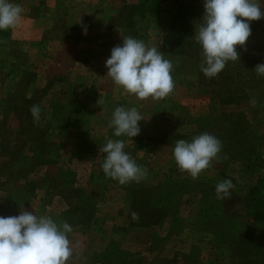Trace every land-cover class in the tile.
<instances>
[{
  "label": "rangeland",
  "instance_id": "1",
  "mask_svg": "<svg viewBox=\"0 0 264 264\" xmlns=\"http://www.w3.org/2000/svg\"><path fill=\"white\" fill-rule=\"evenodd\" d=\"M11 1L29 5L35 21L47 2ZM56 1L57 13L43 23L45 44L31 47L43 57L50 39L95 26L98 11L107 22L73 38H80L81 59L94 62L53 100L38 85L36 69L44 61L31 55L20 64L15 49L0 45V215L26 210L71 225L67 264H264V76L260 81L255 71L264 59V18L250 22L239 59L208 78L194 38L203 0H105L81 23L75 15L82 0ZM128 36L172 61L175 86L166 97L139 99L107 75L111 49ZM120 106L143 116L138 136H114L109 121ZM202 133L217 137L222 148L193 178L177 167L173 148ZM109 139L125 142L146 178L120 184L104 174L99 148ZM224 179L234 187L217 199Z\"/></svg>",
  "mask_w": 264,
  "mask_h": 264
},
{
  "label": "clouds",
  "instance_id": "2",
  "mask_svg": "<svg viewBox=\"0 0 264 264\" xmlns=\"http://www.w3.org/2000/svg\"><path fill=\"white\" fill-rule=\"evenodd\" d=\"M204 15L194 38L202 49L201 72L208 78L217 76L227 62L239 59L237 46L243 47L251 36V21L264 18V0H203ZM23 8L11 0H0V31L19 26ZM85 29V34H86ZM107 75L129 94L139 99H159L174 89L171 75L173 63L157 47L131 36L123 37L122 44L111 49L105 61ZM258 76H264V64L255 67ZM34 122L39 123L41 109H30ZM144 120L136 107H116L109 126L114 136L134 138L140 134ZM220 140L212 134L202 133L191 141L175 142L173 157L177 167L193 178L210 166L221 152ZM104 154L102 171L120 184L140 182L147 176L142 168L125 151V142L109 139L99 148ZM234 187L231 179L216 185V198L225 199ZM133 219L138 214L132 213ZM72 226L58 224L49 216H37L32 211L21 210L16 216L0 215V264H67L73 256L69 240Z\"/></svg>",
  "mask_w": 264,
  "mask_h": 264
},
{
  "label": "crops",
  "instance_id": "3",
  "mask_svg": "<svg viewBox=\"0 0 264 264\" xmlns=\"http://www.w3.org/2000/svg\"><path fill=\"white\" fill-rule=\"evenodd\" d=\"M82 1L83 2L79 4L77 13L75 15V16L78 15L77 18L78 23H81V19L83 17L92 15L94 10H97L98 7L104 4L105 2V0H82ZM56 2H57L56 0H47L45 12L43 13V16L40 17V19L37 18V21H35L33 18L30 17L29 5H25L24 3L13 2L19 4L23 8V18L20 22L21 28L18 29V27H16L15 29H13L12 31L13 33L9 37H0V45H3L6 48L12 47L13 49L16 50L15 52L17 54L21 55L22 60L19 61L20 64H25V63L27 64L29 60V56L31 55H35V57L37 55L36 59H41L42 61H44L43 64H39L38 68L36 69V72L38 73V85L44 89L48 87L47 93H49V96L52 98V100L54 99L53 95L58 93V91L63 90L67 92L69 86L72 87L70 85L71 84L70 80H72L73 77H78L81 74H83L82 73L83 68L92 67L94 62L93 59H88V60L81 59L84 49L81 45L80 38L87 35H91L93 32L98 31L99 26L103 28V26H105L107 22V21L105 22L103 17H101V15L103 14H100V12L98 11L94 15V17L96 18L92 20V22H95V26L92 23L93 26H91L92 24L89 25L91 27L85 26L83 28H80L81 32L79 33H70L73 38L80 36L78 40H75L73 38L50 39L49 42L47 43V48H46L48 54H45L47 56L43 57L40 54H44V53H40V52L37 53L36 50H34L33 52L31 51V47H37L39 44L43 43V39L45 38L46 31L48 28L47 26H44L43 23L45 22V19L51 17L52 14L57 13ZM121 2L124 1L121 0ZM96 26L98 27L96 28ZM85 29L87 30L86 34H85ZM4 43L7 44L5 45ZM2 70L3 69L0 68V71ZM56 84L57 85L59 84V86H57ZM86 88L88 87L85 86V89ZM51 91L52 93H50Z\"/></svg>",
  "mask_w": 264,
  "mask_h": 264
},
{
  "label": "trees",
  "instance_id": "4",
  "mask_svg": "<svg viewBox=\"0 0 264 264\" xmlns=\"http://www.w3.org/2000/svg\"><path fill=\"white\" fill-rule=\"evenodd\" d=\"M261 55V54H260ZM261 56H263L264 57V55H261ZM262 64H264V59H258ZM259 78H260V81H261V77L260 76H258ZM263 210H264V208H262L260 211H259V214H262L263 213Z\"/></svg>",
  "mask_w": 264,
  "mask_h": 264
}]
</instances>
